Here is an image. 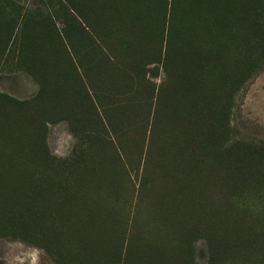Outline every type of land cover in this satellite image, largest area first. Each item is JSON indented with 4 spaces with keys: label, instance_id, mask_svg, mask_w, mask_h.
<instances>
[{
    "label": "rangeland",
    "instance_id": "rangeland-1",
    "mask_svg": "<svg viewBox=\"0 0 264 264\" xmlns=\"http://www.w3.org/2000/svg\"><path fill=\"white\" fill-rule=\"evenodd\" d=\"M248 8L0 0V264H264Z\"/></svg>",
    "mask_w": 264,
    "mask_h": 264
},
{
    "label": "trees",
    "instance_id": "trees-1",
    "mask_svg": "<svg viewBox=\"0 0 264 264\" xmlns=\"http://www.w3.org/2000/svg\"><path fill=\"white\" fill-rule=\"evenodd\" d=\"M249 8H248V32L251 33H259V41L260 43H264V0H248ZM30 74L34 75L29 69H27ZM252 71H249V74ZM35 76V75H34ZM13 106H26L27 103L24 102H14ZM228 127L227 124L224 123L223 119H219L215 123V126L212 128V131L208 134V145L211 146L212 151L214 148L217 150L222 149L223 143L228 141ZM237 147L236 144L230 145V147ZM254 152L256 154H261L264 156V147H253ZM67 163V162H63ZM64 165V164H62Z\"/></svg>",
    "mask_w": 264,
    "mask_h": 264
}]
</instances>
